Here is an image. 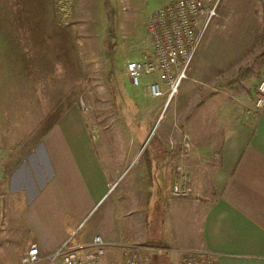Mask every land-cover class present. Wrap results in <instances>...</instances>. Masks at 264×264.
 <instances>
[{
	"label": "crops",
	"instance_id": "0c3cea01",
	"mask_svg": "<svg viewBox=\"0 0 264 264\" xmlns=\"http://www.w3.org/2000/svg\"><path fill=\"white\" fill-rule=\"evenodd\" d=\"M260 1L264 8V0ZM253 40V34L239 42L214 39L195 55L188 78L174 98L167 105L164 101L159 110L155 106L152 126L172 107L165 130L174 121L191 143L194 194L188 197L175 196L162 185V142L169 141L167 135L161 134L150 151L152 127L143 140L141 135H118L114 141L118 146L104 148L97 145L103 140L93 137L76 106L67 108L7 168L15 145L26 142L63 97L54 101L49 90L40 92L34 86L0 92V104L9 106L8 112L13 104L23 103L30 116L19 125L26 128L20 136L0 134L4 149L0 151V177H6L0 193V224L5 199L10 207L7 215L12 213L11 206L21 207L22 219L32 232L26 250L35 244L45 256L79 228L78 243L87 244L100 236L107 244L99 264H121L122 247L128 245L150 251L162 247V264H180L181 255L188 251L208 252L215 264H264V111L242 117L239 105L214 91L223 82L221 73L242 58ZM199 84L211 90H199ZM175 136L176 142L185 141L184 136ZM140 164L88 231L80 232L92 212L120 188L128 168ZM33 207L45 208L47 216L40 212L39 222L35 221Z\"/></svg>",
	"mask_w": 264,
	"mask_h": 264
},
{
	"label": "rangeland",
	"instance_id": "374dc122",
	"mask_svg": "<svg viewBox=\"0 0 264 264\" xmlns=\"http://www.w3.org/2000/svg\"><path fill=\"white\" fill-rule=\"evenodd\" d=\"M170 1L173 0H0V92L34 86L40 92L49 90L54 101L63 97L57 104L59 110L55 108V115L47 120L50 114L26 142L15 145L17 150L11 152L7 168L18 162L67 108L76 106L89 123L93 137L103 140L97 145L104 148L118 146L119 143L114 142L118 135H141L143 140L152 127L154 138L150 151L161 134L167 135L169 141L162 142V185L169 187V191L178 166L184 165L186 171L192 173L191 143L187 132L175 126L174 121L165 130L168 117L173 116L172 107L163 111L164 118L161 117L155 126L150 123L157 116L156 107L158 110L161 108L165 96H148L144 91L147 79L134 87L125 72L127 62L149 55L145 21L151 12ZM247 34L254 35L253 42L239 61L221 73L223 82L219 81L214 88L215 92L225 94L233 104L243 109L242 117L253 113L248 106L253 105L257 86L263 81L264 8L261 1L220 0L218 17L206 30L196 53L197 56L217 37L239 42ZM198 88L211 90L205 84H199ZM2 96L0 94V102ZM204 101L202 97L201 102ZM8 108L4 103L0 104L3 125L0 134L20 136L26 128L19 125L30 117L28 105L13 104L10 112ZM175 135L184 136L185 141L176 142ZM181 150L183 156H180ZM0 151L4 149L0 148ZM146 155L143 154L141 163L145 162ZM140 167L141 164L128 168L123 184L97 212V208L92 212L91 219L89 217L88 222L81 226L80 232L88 231L100 212L109 206ZM193 176L195 183L196 175ZM202 177L206 178L205 175ZM5 180L2 175L0 193L5 189ZM193 194L192 189L188 196ZM9 208L4 199L0 264H19L32 232L22 219V208L11 206L10 216L7 215ZM37 208L33 207L32 215L39 222L40 212L47 216V211ZM146 254L151 264H162V247L160 250H148Z\"/></svg>",
	"mask_w": 264,
	"mask_h": 264
},
{
	"label": "built area",
	"instance_id": "2783aa9c",
	"mask_svg": "<svg viewBox=\"0 0 264 264\" xmlns=\"http://www.w3.org/2000/svg\"><path fill=\"white\" fill-rule=\"evenodd\" d=\"M220 0H174L151 12L145 21V33L150 42L148 56L129 61L125 72L132 86L147 79L144 91L152 98L165 96L167 105L177 94L197 53L201 40L215 18ZM253 113L264 111V80L257 86ZM183 156L182 150L180 151ZM175 196L192 192V177L184 165L176 168L171 186ZM77 228L51 254L42 255L31 244L20 257L19 264H99L106 253V243L95 236L89 243L76 241ZM148 249L137 245L122 247L121 264H151ZM180 264H215L213 256L203 251H188L181 255Z\"/></svg>",
	"mask_w": 264,
	"mask_h": 264
},
{
	"label": "trees",
	"instance_id": "16d2710c",
	"mask_svg": "<svg viewBox=\"0 0 264 264\" xmlns=\"http://www.w3.org/2000/svg\"><path fill=\"white\" fill-rule=\"evenodd\" d=\"M262 57H264V53L262 54ZM61 109V108H60ZM57 110H59V105L57 106ZM55 111V110H54ZM54 111H53V113H51V115L47 118V120H49L50 119V117H52L53 115H55L54 114ZM46 123V122H45Z\"/></svg>",
	"mask_w": 264,
	"mask_h": 264
}]
</instances>
